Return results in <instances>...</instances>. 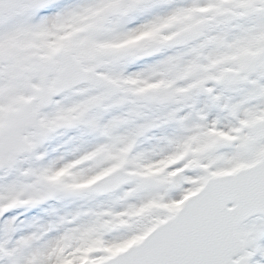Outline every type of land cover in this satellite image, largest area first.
I'll return each mask as SVG.
<instances>
[{
	"label": "snow or ice",
	"instance_id": "obj_1",
	"mask_svg": "<svg viewBox=\"0 0 264 264\" xmlns=\"http://www.w3.org/2000/svg\"><path fill=\"white\" fill-rule=\"evenodd\" d=\"M0 264H264V0H0Z\"/></svg>",
	"mask_w": 264,
	"mask_h": 264
}]
</instances>
